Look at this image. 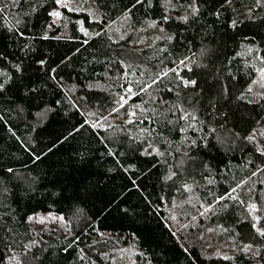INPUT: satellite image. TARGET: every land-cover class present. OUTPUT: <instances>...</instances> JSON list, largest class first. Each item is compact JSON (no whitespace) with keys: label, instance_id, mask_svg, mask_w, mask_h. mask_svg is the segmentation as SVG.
Segmentation results:
<instances>
[{"label":"trees","instance_id":"16d2710c","mask_svg":"<svg viewBox=\"0 0 264 264\" xmlns=\"http://www.w3.org/2000/svg\"><path fill=\"white\" fill-rule=\"evenodd\" d=\"M263 66L264 0H0V256L264 261Z\"/></svg>","mask_w":264,"mask_h":264},{"label":"rangeland","instance_id":"374dc122","mask_svg":"<svg viewBox=\"0 0 264 264\" xmlns=\"http://www.w3.org/2000/svg\"><path fill=\"white\" fill-rule=\"evenodd\" d=\"M191 60L192 59L190 58L179 62L176 71H180L182 68L191 67ZM261 72L264 73V66ZM131 90L132 89L130 87H126L125 89H123V95H122L123 101L130 98L133 95ZM131 117L132 115L130 114V116L125 119V122H128L131 119ZM64 119L66 118L64 117L58 118V120H64ZM263 132L264 131L262 132L260 131L258 135L261 136ZM46 136L51 137L50 139L53 142L57 141L58 139L57 137H55L54 133H51L47 129L42 134V137L46 138ZM260 197H261V201L258 204L257 203H251L250 205L248 204L246 206V209L250 212V215H252L257 221L260 219L259 223L261 225L258 224V222L256 224H257V228L260 231H263L264 224H262L263 222L261 221L262 219L264 220V190L263 193L260 195ZM28 220L32 227L33 233L36 234H38L37 232L39 231H45V232L52 231L61 234V233H66V229L69 228V224L67 223V221L64 218H62L61 215L59 216V214L37 213L34 214L32 217L30 216ZM108 236H110V234L102 233L100 237L102 238ZM136 253H138L137 246L135 243H133V241H130V244L127 245H122L117 243L116 246L109 248L107 252L103 253L101 257L105 258L109 264H142L138 260ZM17 258L18 256L16 254H11L8 257L4 256L2 260V264H17L18 263ZM253 264H264V261L262 260L255 261Z\"/></svg>","mask_w":264,"mask_h":264},{"label":"water","instance_id":"95a60500","mask_svg":"<svg viewBox=\"0 0 264 264\" xmlns=\"http://www.w3.org/2000/svg\"><path fill=\"white\" fill-rule=\"evenodd\" d=\"M2 255L0 256V261H1ZM1 263V262H0Z\"/></svg>","mask_w":264,"mask_h":264}]
</instances>
